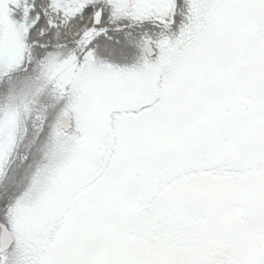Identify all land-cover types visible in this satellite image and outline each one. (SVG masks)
Returning <instances> with one entry per match:
<instances>
[{
  "label": "snow or ice",
  "instance_id": "obj_1",
  "mask_svg": "<svg viewBox=\"0 0 264 264\" xmlns=\"http://www.w3.org/2000/svg\"><path fill=\"white\" fill-rule=\"evenodd\" d=\"M0 264H264V0H0Z\"/></svg>",
  "mask_w": 264,
  "mask_h": 264
},
{
  "label": "rangeland",
  "instance_id": "obj_2",
  "mask_svg": "<svg viewBox=\"0 0 264 264\" xmlns=\"http://www.w3.org/2000/svg\"><path fill=\"white\" fill-rule=\"evenodd\" d=\"M25 151V147L22 145L20 148L21 154ZM27 168V164L22 162L20 159H17L16 164L13 166V172L10 173L9 182L12 180L20 181L24 177L25 169Z\"/></svg>",
  "mask_w": 264,
  "mask_h": 264
}]
</instances>
